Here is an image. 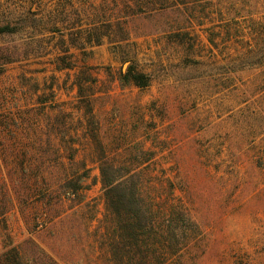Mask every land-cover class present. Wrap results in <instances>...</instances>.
Wrapping results in <instances>:
<instances>
[{
	"label": "rangeland",
	"instance_id": "1",
	"mask_svg": "<svg viewBox=\"0 0 264 264\" xmlns=\"http://www.w3.org/2000/svg\"><path fill=\"white\" fill-rule=\"evenodd\" d=\"M57 1L0 0V26L20 28L0 34V264H105L104 152L147 166L157 192L182 202L201 229L197 264H264L263 69L238 54L248 35L237 0H201L203 20L122 12L129 39L69 49L70 69L57 68L68 31L47 30ZM81 1H63L64 27L88 22ZM130 65L147 88L120 86ZM83 174L69 196L66 179Z\"/></svg>",
	"mask_w": 264,
	"mask_h": 264
},
{
	"label": "trees",
	"instance_id": "2",
	"mask_svg": "<svg viewBox=\"0 0 264 264\" xmlns=\"http://www.w3.org/2000/svg\"><path fill=\"white\" fill-rule=\"evenodd\" d=\"M63 1L58 0L54 9H50L46 16L48 32L64 37V31H68V45L61 50L68 56H58L57 61L62 63H58V69L73 67L66 60L72 56L68 54L71 48L85 53L87 47L100 46L105 38L110 43L127 41L129 33L122 27V18L118 16L122 12L127 19L136 15L178 12L189 21L203 20L212 13L208 7L198 6L201 0H121L120 7L121 1L114 0L115 7L111 8L101 6L103 4L96 8V0H82L84 6L77 15L88 22H80L77 28H66L64 23L67 21L68 10ZM65 1L72 10L73 0ZM223 1L217 0L219 4ZM235 5L237 8L233 18L243 20L239 27L244 35H248L247 48L238 54L240 58L247 53L258 57L263 69L260 76L264 79V0H237ZM225 13L229 14L230 11L226 10ZM19 29L6 24L0 26V34L14 33ZM117 30L121 33L119 39L113 38ZM181 35L183 34L177 31L168 37L180 38ZM209 42L214 43L213 39ZM62 43L64 45L65 42ZM184 62L199 63L194 59H185ZM150 80L149 75L130 65L121 75L120 86L133 85L145 89L150 85ZM142 165H134L126 159L109 160L105 152L99 159V180L105 214L95 235L105 264H197V252L201 247L200 226L192 219L182 202L174 197L173 192H157V188L162 187L163 183L156 184L152 173L144 168L147 166ZM84 175H72L70 179H66L65 189L69 196L77 197L78 192L84 188Z\"/></svg>",
	"mask_w": 264,
	"mask_h": 264
}]
</instances>
